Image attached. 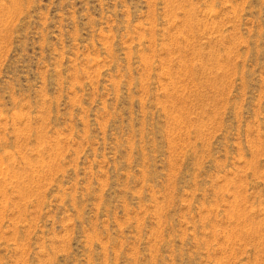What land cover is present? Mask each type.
<instances>
[{
  "label": "rangeland",
  "instance_id": "374dc122",
  "mask_svg": "<svg viewBox=\"0 0 264 264\" xmlns=\"http://www.w3.org/2000/svg\"><path fill=\"white\" fill-rule=\"evenodd\" d=\"M0 264H264V0H0Z\"/></svg>",
  "mask_w": 264,
  "mask_h": 264
}]
</instances>
